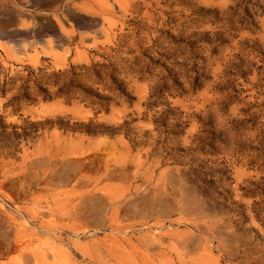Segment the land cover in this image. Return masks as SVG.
I'll list each match as a JSON object with an SVG mask.
<instances>
[{
  "label": "rangeland",
  "instance_id": "rangeland-1",
  "mask_svg": "<svg viewBox=\"0 0 264 264\" xmlns=\"http://www.w3.org/2000/svg\"><path fill=\"white\" fill-rule=\"evenodd\" d=\"M0 264H264V0H0Z\"/></svg>",
  "mask_w": 264,
  "mask_h": 264
},
{
  "label": "trees",
  "instance_id": "trees-1",
  "mask_svg": "<svg viewBox=\"0 0 264 264\" xmlns=\"http://www.w3.org/2000/svg\"><path fill=\"white\" fill-rule=\"evenodd\" d=\"M89 132V131H88Z\"/></svg>",
  "mask_w": 264,
  "mask_h": 264
}]
</instances>
